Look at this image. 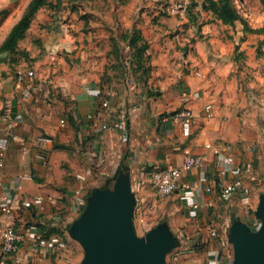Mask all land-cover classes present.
I'll list each match as a JSON object with an SVG mask.
<instances>
[{"label": "crops", "instance_id": "1", "mask_svg": "<svg viewBox=\"0 0 264 264\" xmlns=\"http://www.w3.org/2000/svg\"><path fill=\"white\" fill-rule=\"evenodd\" d=\"M184 41L185 46L190 43ZM190 46L186 56L176 53L173 60L168 53L156 59L159 66L150 85L160 90L161 99L151 97L140 86L117 87L119 92H111L104 89L99 73H88L78 83L69 84L55 74L46 79L52 74L45 76L30 68L24 71L33 70L35 77L19 83L18 74L24 71H12L0 57V143L8 145L5 166L0 168V264L3 260L6 264H81L85 250L71 229L93 192L112 189L120 175L130 180L136 200L134 213L142 206L154 214L159 208L161 214L171 217L172 232H176L175 225L180 231L183 223L194 220L196 212L180 199L185 193L193 194L200 205L198 221L227 214L230 227L235 221L252 231V224L261 226L256 213L264 196V96L243 98L239 104L229 94L221 97L217 84L223 78L230 82L229 91H236L234 79H229L232 68L212 67V59L199 68L193 51L197 45ZM104 100L110 101L109 110L102 108ZM5 101L11 103V120L2 118ZM237 106L244 107V112L234 108ZM186 108L194 113L196 124L173 119L175 112ZM121 113L128 116L125 131L103 130L89 118L93 114L111 122ZM41 136L52 142L40 143ZM207 144L220 147L223 153L214 155ZM226 145L231 146L238 164L253 166V175L239 176L225 164ZM188 154L204 156V166L184 172L177 192L159 201L150 184L151 172L181 167ZM223 168L229 170L228 181L241 180L249 188L248 196L240 190L229 202L221 199L215 185ZM78 174L85 175L87 182L79 180ZM208 187L214 190L207 192ZM3 188L14 208L13 218L1 211ZM76 196H85L86 204H78ZM10 223L20 234L31 224L38 231L25 234L18 252L5 257L3 232ZM212 233L217 235L216 230ZM55 235L61 238L59 245L50 242ZM35 241L40 242L39 247L33 245Z\"/></svg>", "mask_w": 264, "mask_h": 264}, {"label": "rangeland", "instance_id": "2", "mask_svg": "<svg viewBox=\"0 0 264 264\" xmlns=\"http://www.w3.org/2000/svg\"><path fill=\"white\" fill-rule=\"evenodd\" d=\"M31 1L0 0V46ZM204 1L50 0L35 15L16 51L2 52L0 55H6L1 60L14 72L31 68L45 76L51 73L46 79L55 74L69 84L78 83L88 73L93 76L99 73L104 89L111 92H119L117 87L126 90L140 86L151 97L161 99L160 90L150 85L159 66L156 59L168 53L173 60L176 53L186 56L193 44L197 45L193 51L199 68L207 65L208 59H212V67L232 68L229 79H234L236 91H229L230 82L223 78L217 82L221 97L229 94L238 99V104L243 98H261L264 96V0H233L242 17L234 26L222 24L211 11H205ZM134 30L141 32L149 45L148 59L142 69L132 58L133 49L129 46L128 37ZM166 39L170 43L167 46ZM185 39L190 41L186 46ZM243 112L244 109L240 111ZM140 208L134 213L137 238L146 239L159 224L170 228L171 217L167 213L161 214L159 208L155 214L143 206ZM197 214L198 211L192 215L193 221L183 223L180 231L176 225V232L170 230L178 244L167 255L166 264H213L211 261L215 259H218L215 264H222L234 258L227 214L213 215L207 221H198ZM212 230H216V236L210 235Z\"/></svg>", "mask_w": 264, "mask_h": 264}, {"label": "water", "instance_id": "3", "mask_svg": "<svg viewBox=\"0 0 264 264\" xmlns=\"http://www.w3.org/2000/svg\"><path fill=\"white\" fill-rule=\"evenodd\" d=\"M135 205L130 180L125 175L119 176L112 189L93 192L85 212L71 229L85 250L81 264H166L177 240L166 224L156 226L146 239L137 238ZM256 215L261 221L257 231L241 221L231 226L233 264H264V196Z\"/></svg>", "mask_w": 264, "mask_h": 264}, {"label": "built area", "instance_id": "4", "mask_svg": "<svg viewBox=\"0 0 264 264\" xmlns=\"http://www.w3.org/2000/svg\"><path fill=\"white\" fill-rule=\"evenodd\" d=\"M197 75H200L197 73ZM35 72L33 70H28L24 72H20L18 74V82L23 83L28 78H34ZM102 108L104 110H109L111 108V103L109 100H104L102 102ZM207 111H210L211 106H208ZM2 118L4 120H11V103L10 101H5L3 108H2ZM173 119L179 122H182L186 125H194L196 124V117L191 109L186 108L180 111H177L173 114ZM90 120L92 121L93 125L101 127L103 130H111L117 129L119 131L127 130V121L128 116L126 113H121L117 116L116 121L111 122H103L99 119V117L95 115L89 116ZM65 123V121H62ZM40 143L50 144L52 142L51 138L47 136H41L39 138ZM206 148L213 152L214 155L222 154V150L220 147L214 146L212 144H207ZM8 152V145L5 143H0V168L5 166L6 157ZM206 162V158L204 156L199 155H192L188 154L185 157L184 163L181 167L176 166H169L166 168H159L155 169L150 174V184L155 193L159 198H167L174 193L177 192L180 186L181 178L184 172L191 171L195 168H200L204 166ZM225 164L231 167L237 175H244L249 174L253 175V166L251 164H238L236 162L234 153L232 152L231 146H225ZM221 178L217 181L215 185V189L219 192L221 199L225 202H229L233 196L238 193L240 190L243 191V194L248 196L250 194V190L248 187L240 181H228L227 176L229 175L228 168H223L220 171ZM77 178L83 182H87V177L82 174H78ZM1 186V181H0ZM190 188L189 186L187 189ZM214 189L208 187L206 189L207 192H212ZM3 204L1 206V211L6 214L8 217L13 218L14 216V208L8 202V195L5 193V188H3ZM40 199V198H38ZM182 201L187 202L190 204V208L193 209L194 212H197L200 208L198 203L194 202V195L191 193H185L180 198ZM76 201L80 205L86 204L85 196H76ZM140 222H143V219H140ZM260 224L255 223L252 224L253 231H257L259 229ZM38 231V226L35 224L29 225L26 230L25 234H33ZM25 234H20L16 231L15 226L13 223L8 224L3 232V244L2 249L5 257L11 256L18 252L19 244L25 240ZM212 236L214 233L211 234ZM50 242L54 245H59L61 243V238L57 235L52 236L50 238ZM35 247H39L40 242L35 241L33 244ZM1 264H6L5 260L2 261Z\"/></svg>", "mask_w": 264, "mask_h": 264}, {"label": "trees", "instance_id": "5", "mask_svg": "<svg viewBox=\"0 0 264 264\" xmlns=\"http://www.w3.org/2000/svg\"><path fill=\"white\" fill-rule=\"evenodd\" d=\"M49 2L50 0H32L30 2L25 14L13 27L3 45L0 46V54L2 52L14 53L16 51L18 41L24 39L37 12L42 7L48 5ZM203 9L205 11H211L217 20L221 21L222 24L227 26H234L236 22L242 19L234 5L233 0H205L203 2ZM128 40L129 46L133 49L132 58L136 61V64H138V68L142 69V64L146 59H148V42L143 37L141 32L136 30L132 31L128 37Z\"/></svg>", "mask_w": 264, "mask_h": 264}]
</instances>
